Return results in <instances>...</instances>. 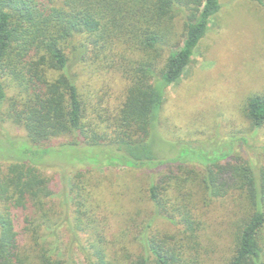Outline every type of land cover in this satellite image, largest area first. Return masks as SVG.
Segmentation results:
<instances>
[{
	"label": "trees",
	"instance_id": "1",
	"mask_svg": "<svg viewBox=\"0 0 264 264\" xmlns=\"http://www.w3.org/2000/svg\"><path fill=\"white\" fill-rule=\"evenodd\" d=\"M221 9V0H0V125L26 132L12 138L0 128V264H264V166L233 150H201L188 166L156 155L151 141L167 90ZM77 67L92 79L121 75L123 102L112 108L106 91L83 92ZM244 112L263 128L264 96ZM77 149L97 162L68 160ZM85 162L146 170L147 215L109 231L97 215L101 184L77 168ZM175 164L177 173L154 179ZM60 167L78 170L63 175L66 213L60 176L44 173ZM227 197L228 224L212 234L204 208ZM14 211L24 214L20 231Z\"/></svg>",
	"mask_w": 264,
	"mask_h": 264
},
{
	"label": "rangeland",
	"instance_id": "2",
	"mask_svg": "<svg viewBox=\"0 0 264 264\" xmlns=\"http://www.w3.org/2000/svg\"><path fill=\"white\" fill-rule=\"evenodd\" d=\"M221 4V11L212 21L208 34L195 48L184 76L167 90L158 126L152 131V145L156 155L161 158L175 159L178 155L188 166L198 165L196 161L185 159L200 157L201 150L213 152L216 156L233 150L235 155L262 167L264 127L253 128L244 110L250 98L264 96V0H221ZM181 28L179 24L178 33H181ZM184 44L185 38L182 37L180 48ZM76 72L81 75L80 87L83 92L96 94L101 90L106 91L112 108L123 102L128 83L121 75L103 74L100 78L92 79L90 70L77 67ZM0 128L12 138L25 139L26 132L16 126L5 123ZM67 154L68 160L73 157L75 160L97 162V158L88 157L87 153L82 156L79 149L67 150ZM60 160L63 161L62 158ZM77 164V168L94 171L93 177L101 184L97 192L102 207L97 215L100 220L106 219L109 231L119 233L134 224L130 222L132 217L140 222L147 215L149 204L145 192L153 181L146 170L108 167L105 163ZM176 166L161 170L154 179L171 171L177 173ZM0 170L5 168L0 167ZM64 170L60 167L44 171L53 179L60 176L59 195L69 187V183H64V173L72 176L78 171ZM61 195L58 196L59 210L66 213L68 206L63 205L64 195ZM233 209L231 197L204 208L210 233L222 235L229 221L226 212ZM137 211H142L141 218H138ZM13 215L16 228L20 231L24 214L14 211ZM157 223L161 229L174 230L169 222L159 219ZM225 240L227 242L226 237Z\"/></svg>",
	"mask_w": 264,
	"mask_h": 264
}]
</instances>
